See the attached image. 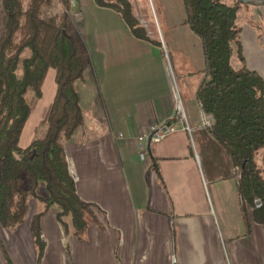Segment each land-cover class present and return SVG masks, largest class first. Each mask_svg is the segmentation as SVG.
I'll use <instances>...</instances> for the list:
<instances>
[{
    "label": "crops",
    "instance_id": "obj_1",
    "mask_svg": "<svg viewBox=\"0 0 264 264\" xmlns=\"http://www.w3.org/2000/svg\"><path fill=\"white\" fill-rule=\"evenodd\" d=\"M78 2L70 15L89 54L85 80L77 86L84 124L64 147L78 197L100 207L105 220L77 238L63 231L51 207L41 218L40 264H264L263 227L245 223L236 179L213 167L201 139L204 115L185 79L191 67L203 70V56L184 23L182 0H158L162 22L154 4L161 47L135 39L114 11L93 0ZM244 9L254 16L253 25L239 24L245 65L264 81V3ZM3 18L0 0V37ZM175 92L187 130L174 116ZM153 127L173 132L158 143L138 140ZM41 210L29 201L22 223L0 225V264H36L30 225Z\"/></svg>",
    "mask_w": 264,
    "mask_h": 264
},
{
    "label": "trees",
    "instance_id": "obj_2",
    "mask_svg": "<svg viewBox=\"0 0 264 264\" xmlns=\"http://www.w3.org/2000/svg\"><path fill=\"white\" fill-rule=\"evenodd\" d=\"M1 1L0 225L16 227L23 222L31 199L44 202L30 225L38 250L36 264H40L45 246L41 218L51 207L57 208L63 231L77 238L90 225L101 226L105 220L100 207L78 197L64 147L84 124L77 85L85 80L89 54L75 36L70 0H28L26 5L23 0ZM93 1L119 14L135 39L161 47L160 40H151L138 22L130 0ZM226 1L182 0L184 23L199 39L203 56L195 101L202 114L211 118L207 131L234 168L245 223L255 222L264 229V156L260 165L255 160L264 149V81L245 65L236 26L243 4ZM233 57L238 68L232 65ZM49 69L55 73V94L43 134L21 149L19 141L31 114L27 94L42 97ZM152 169L158 172L155 159Z\"/></svg>",
    "mask_w": 264,
    "mask_h": 264
},
{
    "label": "rangeland",
    "instance_id": "obj_3",
    "mask_svg": "<svg viewBox=\"0 0 264 264\" xmlns=\"http://www.w3.org/2000/svg\"><path fill=\"white\" fill-rule=\"evenodd\" d=\"M132 3V7H133V11L134 14L136 16V18L138 19V22L140 23V25H142L145 30L147 31L148 35L150 37L155 36L157 38L155 39H159V32H160V27H157L158 24V20H157V15L155 14V6L156 5V10L158 12V15L161 19L162 22V9L161 7H159L158 4V0H130ZM28 2V0H23L24 5H26V3ZM227 4H231V0H227L226 1ZM245 6H249V5H244ZM249 10H241L238 15H237V20H236V26L239 27V24L243 22L244 24H252L253 20L249 21L251 18H254V16H252V14H249ZM149 16L151 19V26L149 25L148 27H145L144 24H147L149 22ZM74 17V16H71ZM159 26V25H158ZM258 34L260 32L259 29H257ZM76 36V35H75ZM77 37V36H76ZM23 56L27 57L28 56V52H24ZM232 65L234 68H238L239 67V62L238 60L233 57L232 60ZM192 66V65H191ZM190 66V67H191ZM190 70V68H189ZM18 74H20V69H18ZM203 76L202 71L198 73L197 68H192L191 67V74L189 76H187L186 80V86H187V93L191 91L196 92L199 84V76ZM54 70L49 69L45 80L43 82L42 85V97L40 99H36L32 93H28L27 94V101L31 107V111H33L32 113V117L30 119H28L25 129L23 131L22 134V139L20 142V145L23 146L25 144H28V142L31 140H36L38 138H40L42 136V128L44 127L43 122L45 120V116H46V112H47V108L48 106L51 104L53 97H54V93H55V85H54ZM201 79V77H200ZM79 85V84H78ZM77 85V86H78ZM178 94L175 92V97L176 100ZM195 98V93L193 95V99ZM184 117L181 116L179 118H177V121H181L184 125L185 130H187V128L185 127V125L187 124V119L185 116V112L183 113ZM204 118L207 117L209 118L210 122L209 125L205 127H209L212 124V120L210 117L208 116H203ZM204 122V121H203ZM203 135H202V141L204 142L205 145V151L207 152L208 157L210 158L211 163H213V167L216 168L217 170H221V169H226V175L228 176V174H230L231 176L234 174V168L232 167V165L230 164L227 155L225 154V152L223 151V149L215 142V140L210 136V134L208 133L207 129L203 130ZM40 134V135H39ZM195 136V137H194ZM192 137L196 139V143L197 146L199 147V152L201 153V146H199V138L196 135V132L192 133ZM30 141V142H31ZM19 145V147H20ZM264 156V149H262L256 156L255 160L257 164H261V160ZM202 165H203V170L205 173V176L207 177V179H209L210 175H209V168L210 166L206 164L205 158L202 157ZM202 171V170H201ZM202 174V175H201ZM200 177L204 176L203 172H199ZM201 177V178H202ZM232 179H234L233 177H231ZM30 201L35 202L36 204H39L41 209H43L44 207V202L38 201V200H33L31 199ZM64 221L69 223V217L65 216L64 217ZM38 253V250L36 248V254ZM36 259H37V255H36Z\"/></svg>",
    "mask_w": 264,
    "mask_h": 264
},
{
    "label": "built area",
    "instance_id": "obj_4",
    "mask_svg": "<svg viewBox=\"0 0 264 264\" xmlns=\"http://www.w3.org/2000/svg\"><path fill=\"white\" fill-rule=\"evenodd\" d=\"M177 98H178L177 99V109H176V112H175L174 116L176 118H179L181 116L184 117V114H183L184 113V109H183L181 100H180L179 96H177ZM203 121H204V124L209 125V122H210L209 118L205 117V118H203ZM168 132L171 133V132H173V130L169 129V128H165L164 131H159L158 129H156V127H153L151 129L150 135H145L144 137H141L138 140L139 141H144V142H146L148 144L149 143H158L165 137V135ZM146 151L147 150H146L145 147L141 150V155L140 156H141L142 159L144 158V155H145ZM70 174L73 177L72 171H70Z\"/></svg>",
    "mask_w": 264,
    "mask_h": 264
},
{
    "label": "water",
    "instance_id": "obj_5",
    "mask_svg": "<svg viewBox=\"0 0 264 264\" xmlns=\"http://www.w3.org/2000/svg\"><path fill=\"white\" fill-rule=\"evenodd\" d=\"M71 1V10L74 12L76 10H78V0H70ZM242 4L244 5H255V4H261L264 3V0H239Z\"/></svg>",
    "mask_w": 264,
    "mask_h": 264
}]
</instances>
